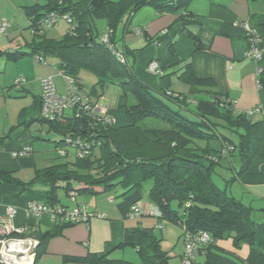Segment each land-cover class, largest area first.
I'll list each match as a JSON object with an SVG mask.
<instances>
[{
    "label": "trees",
    "instance_id": "trees-1",
    "mask_svg": "<svg viewBox=\"0 0 264 264\" xmlns=\"http://www.w3.org/2000/svg\"><path fill=\"white\" fill-rule=\"evenodd\" d=\"M189 2L190 0H38L24 5L28 28L33 36L40 32V35H36L39 38L34 36L25 41V46L0 51V54L13 61L37 54L43 58L54 56L58 59V70L70 76L80 69L88 70L96 77L89 94L81 89L83 85L80 82L76 83L92 107L98 100H93L92 97H98L100 90L108 84L118 85L125 98L121 109L124 121L118 122L113 110L111 114L95 113L93 109L82 111L81 103L70 107V114L64 113L50 120L41 114L40 93L39 97H35L33 105L19 110L18 123L10 126L0 138L10 139L16 136L22 125L44 123L47 132H53L57 136L51 141L59 156L66 157L70 152L67 146H70L74 149L75 159L36 169L28 180L18 178L11 170L0 169V184L18 186V196L37 186L44 187L47 197L43 202L35 203L49 207H71L61 203L57 194L59 190L75 195L97 194L120 185L123 188L120 196L136 195L129 210L132 205L142 202L155 206L160 212L159 215L141 213L129 218L155 216L161 230L164 227L163 220L176 224L181 229L179 238L182 242L185 230L206 231L212 241L203 245V252L217 240L231 238L235 246L246 243L264 254V213L263 220L256 222L251 217V206L228 193L231 182L251 170L252 160L258 152L260 121L253 120L252 115L246 112H236L227 94L211 89L212 79L198 77L190 61L173 71L179 72L178 77L189 85L188 93L170 89L171 73L163 71L158 74L159 86L154 89L137 76L133 64L124 58L127 53L134 52V49L122 47L120 51L116 46V42L128 31L127 25L133 15L143 6H151L158 12L177 13L166 32L153 37L155 42L169 39L170 30H173L172 34L186 31L195 50L203 49L205 46L198 34L188 28V25L199 22L188 9ZM51 13L65 14L70 18V27L60 38H50L45 34L43 22ZM252 16L256 27H252V31L260 41L256 29L264 28V12ZM97 18L106 19V30L110 32L107 43L103 42L101 36L97 39L93 33L94 20ZM248 36L250 35L244 30L246 51L250 46ZM168 42L171 54L177 58L171 65L178 66L183 59L173 49L172 40ZM116 52L123 56L124 61L120 60ZM258 67L261 68L257 77L258 85L264 89V68ZM22 83L14 84L21 86ZM202 92L208 94L211 104L218 108V115L189 106L190 94ZM219 126L235 133L236 142L220 131ZM31 137L44 136L31 134ZM67 138L78 144L71 146L66 142ZM43 139L49 140L48 137ZM211 140H218L220 146L211 147ZM25 147H29V150L24 155L14 156L29 155L31 147ZM79 150L83 152L82 155H79ZM61 151L64 153L61 154ZM235 157L237 166L233 162ZM223 159H227L226 164H223ZM217 166L233 172L226 179L223 188L212 178ZM145 182H150L148 200L142 199L141 187ZM55 222L52 229L44 232L29 231L26 228L22 234L11 232L6 236L36 240L32 262L36 264L50 237L61 234L62 229L69 225L77 224L60 220ZM130 231L138 236V242L129 244L136 248L142 264H169L171 254L161 249V238L154 232L153 226H135ZM2 237L4 236L0 234V238ZM122 244L126 243H120L119 246ZM182 256L183 253L181 263ZM62 258L66 261H82L84 264H129L124 259L109 257L106 252H89L84 257ZM0 264L4 263L0 261Z\"/></svg>",
    "mask_w": 264,
    "mask_h": 264
},
{
    "label": "crops",
    "instance_id": "crops-1",
    "mask_svg": "<svg viewBox=\"0 0 264 264\" xmlns=\"http://www.w3.org/2000/svg\"><path fill=\"white\" fill-rule=\"evenodd\" d=\"M36 1L38 0L34 2ZM188 9L195 15V19L199 21L188 25V28L198 34L199 39L205 46L203 49L195 50L194 44L186 31L172 34L173 30H170L169 39L163 42H155L153 37L165 33L177 13L158 12L151 6H143L133 15L127 25L128 31H125L123 38L119 40L123 49L124 47L134 49V52L127 53L124 58L128 63L133 64L137 76L142 81L157 89L159 86V75L148 70V62L155 59L163 73H171L169 80H171V85L175 88L170 87V89L183 93H188L189 85L178 77L179 72L174 73L173 71L183 66L186 61H190L193 71L198 77L212 79L213 85L211 89L227 94L228 98L233 102L236 112H246L256 107L260 108L258 112L251 116L253 120L260 121L258 125L260 136L258 152L252 160L251 170L238 177L245 190L241 191V197L249 199L248 205H251V201L255 198L264 199V89L259 87L256 81V68L258 66L264 68V52L258 59L245 55L247 42L241 25L246 23L256 28L252 15L263 13L264 4L262 5L261 1L258 0H190ZM133 27H140L144 34L133 32ZM256 30L260 37L259 47L262 48L264 47V28H257ZM169 40H172L173 49L178 57L183 59L178 66L171 65L176 62L177 58L170 52ZM18 45L20 46L19 43ZM1 56L3 57V55ZM128 57H131L132 61ZM52 74L54 75V73ZM52 74L50 72H41L37 79L40 82L41 77H52ZM26 76L30 78L28 74ZM175 76L183 85L175 80ZM9 83L11 84L12 82L0 81V137L5 135L10 126L17 124L13 123L12 116L8 115L7 112L8 98L13 96L7 91ZM63 87L59 88V86H56L59 92L65 91ZM27 89L23 88L25 92ZM195 94L199 95L193 98ZM195 94H190L193 106L218 115V108L211 104L208 94L203 92ZM39 96L40 94L33 96L30 106L33 105L35 97ZM30 106L24 107L29 108ZM103 109L104 102L101 101L93 106V112L95 113L111 114L112 110L110 108L108 111ZM32 139L31 132L27 133L26 131H19L16 136H12L10 139L0 138V169L11 170L16 175L23 169L32 168L35 171L45 167L39 166L43 161L39 155L37 157L34 154L35 149ZM25 146L31 147L32 152L29 155L22 157L13 155L14 151ZM226 160H222L223 164H226ZM18 191L19 187L13 184H0V225H25L29 231L40 230L41 232L52 229L56 222L48 213L34 216L26 212L28 202H43L45 200L47 197L45 188L37 186L35 189L24 192L22 196L17 195ZM57 194L61 203L69 204L70 206H74L76 203H83L88 205L91 211L103 213L104 217L92 216L87 224L77 223L63 228L61 234L52 236L47 240L45 249L36 260V264L40 260L41 264H50L49 262L84 264L82 261H66L62 257H84L89 252H106L111 258H120L131 263L125 257L124 250L127 248L126 246L130 245L129 243L138 242V236L131 233L130 229L135 226H148L135 224V220L137 221L138 218L127 217L130 204L136 198V195H126L122 196V199L114 200L108 196L99 198L95 196L96 194L89 193H78L75 195L69 192L67 194L64 190H59ZM9 206L15 208V213L12 217L7 216L6 213V209ZM162 230H164L162 237L170 238V234L166 233L168 230L166 225H164ZM120 243L126 244L119 246ZM119 250H121L119 256H112ZM182 253L183 245L179 252L180 260ZM171 263L178 264L169 261V264ZM194 263L264 264V254L255 246H250L246 243L235 246L232 239L227 238L217 240L205 252L197 253L194 257Z\"/></svg>",
    "mask_w": 264,
    "mask_h": 264
},
{
    "label": "rangeland",
    "instance_id": "rangeland-1",
    "mask_svg": "<svg viewBox=\"0 0 264 264\" xmlns=\"http://www.w3.org/2000/svg\"><path fill=\"white\" fill-rule=\"evenodd\" d=\"M35 0H0V19L5 18L8 22L6 30L4 33L0 32V50H5L8 48H14L16 46L24 45L25 41L31 40L34 36L40 35V32H36L38 34L33 36V33L28 28L29 21L25 15L23 10L24 4H31ZM261 1L262 5L264 4V0ZM95 29L93 33L97 36V39L102 36L103 32L106 30V19L105 18H97L94 20ZM70 27L67 20L63 18H59V20L54 23L51 27L45 29V34L47 37L50 38H60L62 34H64L68 28ZM120 30H118V33ZM37 37V36H36ZM39 38V37H37ZM119 35L117 36V40ZM116 46L122 50V45L119 41L116 42ZM130 56V55H128ZM130 61H132L131 57H128ZM58 59L54 56H47L46 57V64L43 62L36 63L33 60L32 56H25L17 61H9L6 60L4 57L0 55V81L5 80V82L9 81L12 82L7 86V91L13 95L8 98L7 107H8V115L12 116L13 123H18V113L19 110L24 106H30L33 96L39 95L41 92V85L38 81V77L41 75V72L46 73L50 72L53 77V81L56 86L59 88L63 87V90L68 85L65 77L58 73L56 68V64ZM36 70V71H35ZM26 72V73H24ZM28 74V76H26ZM5 78H4V77ZM73 79L83 84L81 88L85 93L89 94V90L93 83L96 81V77L86 69H80L75 75H71ZM18 77H23L25 82L21 86H16L15 79ZM4 78V79H2ZM175 80L178 81L177 76H175ZM174 80V81H175ZM31 81V83H29ZM181 85H183L180 81H178ZM14 84V85H12ZM171 80H169V86L172 88ZM175 85V84H174ZM6 88V87H5ZM23 88H28L27 91L23 90ZM99 90V87H98ZM199 95V94H197ZM196 94L193 95V98L197 96ZM15 96V97H14ZM91 96V94H90ZM98 98V101L96 100ZM93 100H96V103L104 102V111H108L109 108L113 110L115 117L117 118L118 122H123L124 116L122 113V104L125 101L123 97L122 91L120 87L116 84H108L104 87L103 90H100V94L98 97L93 96ZM128 100V98H127ZM95 103V104H96ZM94 104V105H95ZM191 103L189 106H193ZM109 107V108H108ZM6 112V111H5ZM65 114H70L71 109L66 108ZM216 122L219 121L215 119ZM220 122V121H219ZM220 131L225 134H228L235 142L237 140V135L235 133L229 132L228 130L218 127ZM19 131H26L27 133L31 132V134L40 135L44 137H48L49 140L43 138H33L32 142L34 144L35 152L34 154L37 156L39 155L40 159L43 161L41 166H48L51 164L61 163L64 161H74L75 156L73 154L74 149L70 146H67L70 150L69 154L66 157H60L58 150H56L53 146L51 139L57 138V136L53 132H47L45 124H41L39 122H33L29 126L22 125L18 128ZM211 147L217 148L220 146V142L218 140H211L210 141ZM38 157V156H37ZM234 165L237 166L238 162L236 157L233 160ZM34 174V170L31 169H23L21 170L16 176L22 178L23 180L30 179ZM233 174L231 169H226L221 166H217L216 172L212 174V178L214 182L220 186L224 187L226 185V179H229L230 176ZM150 186V182H145L141 187L142 199L148 200V188ZM122 187L120 185L112 186L109 190L103 193L96 194L95 196L102 198L105 196L111 197L114 200L122 199V196L119 194L122 192ZM245 191L239 180H235L231 182L228 186V193H232L235 198L240 199L244 204L248 205L249 199H244L241 197L242 192ZM82 194V193H81ZM255 198V197H254ZM251 217L256 222H261L263 220V213H264V199H253L251 201ZM263 206V207H262ZM162 223L167 227V234H170V238L162 237V232L164 230L159 229L157 219L155 216L145 215L141 218H138L137 221L135 220V224L139 225H148L153 226L154 232L160 237V247L163 251H168L171 254L169 258L170 262H176L181 264V260L179 257V252L182 248L183 242L181 238H179V231L180 228L169 221L163 220ZM17 227V226H16ZM22 241L18 242L20 247L16 252L17 255L13 254L12 258L17 260H22L23 258L31 257V261L33 260V240L31 239H21ZM19 240L9 239L4 244L0 245V250H5L9 247V242H17ZM35 242V241H34ZM127 248L124 250L125 257L131 262L129 264H142V261L139 257V254L135 247L132 245L126 246ZM12 248V247H10ZM14 250V248H12ZM17 249V248H16ZM121 254V250H119L116 254H112V256H119ZM50 264H59L54 262H49ZM38 264H41V260ZM172 264V263H171Z\"/></svg>",
    "mask_w": 264,
    "mask_h": 264
},
{
    "label": "built area",
    "instance_id": "built-area-1",
    "mask_svg": "<svg viewBox=\"0 0 264 264\" xmlns=\"http://www.w3.org/2000/svg\"><path fill=\"white\" fill-rule=\"evenodd\" d=\"M59 18H63L65 20L70 21V18L63 14V15H57L54 13H51L43 22V26L45 29L51 27L54 23H56ZM8 25V22L5 18L0 19V32L4 33L6 30V27ZM243 29L246 31L249 40H250V46L249 49L245 52V55L250 58L258 59L261 56V53L264 51V48L259 47V38L254 33L253 28L249 26L248 24L244 23L241 25ZM133 31L137 34H142L143 30L140 27H133ZM110 32L108 30H105L101 36L103 42H108L109 40ZM117 55H119L120 60L124 61L123 56H121L118 52H116ZM33 60L37 63L43 62L46 63V58L41 57L40 55H34ZM148 70L155 74H160L162 71L155 59L150 60L148 63ZM261 68H256V75L258 77V74L260 73ZM58 73L63 75L68 83V85L65 88L64 92H59L52 80L51 76H44L40 78V85H41V114L44 117H47L48 119L52 120L58 116L63 115L66 108L74 107V105L82 104V111H85V109H89L92 111L93 107L90 106V103L87 102V97L79 89V86L76 83V80L72 78L70 75H66L60 70H58ZM24 81L23 77L16 78L15 82L17 85L22 83ZM257 84L258 78L256 79ZM84 103V105H83ZM77 107V106H76ZM80 107L78 106V111ZM260 108L256 107L253 109H250L246 111L248 115H252L259 111ZM74 111V110H73ZM109 119H106V121ZM67 143H70L71 146L77 145V141H73L70 139H66ZM29 150V147H25L24 149L18 150L16 152H13V155L19 156L24 155ZM64 151H61V154H63ZM79 155H82V151L79 150ZM7 216L12 217L15 213V208L12 206H9L6 209ZM26 212L29 215L34 216H40L43 213H48L51 218L55 221H63V222H69V223H83L86 224L88 220L96 215L98 217H103L104 215L101 213H95L92 212L89 209V206L83 203L75 204L71 207H64V206H56V207H49L44 204H39L35 202H28L26 205ZM150 214V215H159L160 212L157 210V208L149 203H137L131 206L127 217H134L139 216L140 214ZM26 231V226H13L11 224H5L0 225V234L4 237L0 238V245L4 244L9 239L19 240L18 242L22 241L21 239L8 237V235L11 232H16L17 234H22ZM183 243H184V251L182 256V264H194L193 259L195 255L199 252H203L204 248L203 245L209 243L212 241L211 236L206 231L197 230L194 232L185 230L183 232ZM33 240V245L36 242L32 238H27ZM35 241V242H34ZM15 242H9V247L5 250H0V261L4 264H11L12 262V256L13 254H16V250H13L10 248V244ZM32 264V261L31 263Z\"/></svg>",
    "mask_w": 264,
    "mask_h": 264
},
{
    "label": "bare ground",
    "instance_id": "bare-ground-1",
    "mask_svg": "<svg viewBox=\"0 0 264 264\" xmlns=\"http://www.w3.org/2000/svg\"><path fill=\"white\" fill-rule=\"evenodd\" d=\"M17 242L15 243H11L10 247L14 248V250L17 248L18 250L20 249V247L18 245H16ZM31 263V257L28 258H23L22 260H17L12 258V262L11 264H30Z\"/></svg>",
    "mask_w": 264,
    "mask_h": 264
},
{
    "label": "water",
    "instance_id": "water-1",
    "mask_svg": "<svg viewBox=\"0 0 264 264\" xmlns=\"http://www.w3.org/2000/svg\"><path fill=\"white\" fill-rule=\"evenodd\" d=\"M36 243H37V242L34 243V245H33V249H32V251H31L32 254H33V258H34V247H35ZM18 251H21V250H18V249H17L16 252L19 253Z\"/></svg>",
    "mask_w": 264,
    "mask_h": 264
},
{
    "label": "clouds",
    "instance_id": "clouds-1",
    "mask_svg": "<svg viewBox=\"0 0 264 264\" xmlns=\"http://www.w3.org/2000/svg\"><path fill=\"white\" fill-rule=\"evenodd\" d=\"M32 262H33V260H32Z\"/></svg>",
    "mask_w": 264,
    "mask_h": 264
}]
</instances>
